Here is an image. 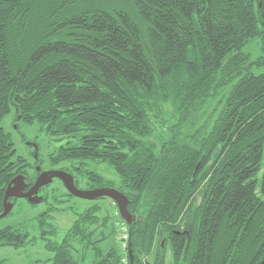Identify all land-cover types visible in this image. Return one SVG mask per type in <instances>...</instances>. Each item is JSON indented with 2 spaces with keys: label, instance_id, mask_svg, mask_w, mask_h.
<instances>
[{
  "label": "trees",
  "instance_id": "obj_1",
  "mask_svg": "<svg viewBox=\"0 0 264 264\" xmlns=\"http://www.w3.org/2000/svg\"><path fill=\"white\" fill-rule=\"evenodd\" d=\"M167 105L178 117L158 146L149 136ZM11 109L58 143L48 160L68 161L77 184L86 174L128 195L139 213L128 264H163L161 237L182 226L173 261L264 259V0H0V121ZM88 160L109 163L119 185ZM28 165L0 122V211L13 175L34 181ZM101 208L78 212L59 241L52 208L35 216L51 264H78L77 241L101 251L107 234L91 225L115 217ZM30 228L0 227V245L28 243ZM118 245L95 264L120 262Z\"/></svg>",
  "mask_w": 264,
  "mask_h": 264
},
{
  "label": "rangeland",
  "instance_id": "obj_2",
  "mask_svg": "<svg viewBox=\"0 0 264 264\" xmlns=\"http://www.w3.org/2000/svg\"><path fill=\"white\" fill-rule=\"evenodd\" d=\"M248 49L251 51L253 56L260 52L256 40H253V42L248 45ZM261 66L262 65H254L253 70L258 72L261 70ZM213 105L214 103L210 107L213 108ZM165 107L164 114L167 115L166 121L155 122L154 132L151 136H149V139L155 141L158 146H161L166 138L170 136L173 120L178 117L171 106L167 105ZM0 122L6 130L11 132L12 138L15 141L16 154H23L28 158L30 164L28 165V171L30 173H35L36 171L33 166L36 159L35 144L38 145L37 158H41L39 159V162L41 160L43 161V167L45 169L66 168L70 164L68 161H62L57 165H52L50 163L48 160V153L58 143L53 139L51 140V138L39 128V123L37 121L28 123L22 119H17L14 115V110L11 109L9 112L5 113ZM87 163L88 166L95 168L103 174L105 178L114 181L117 180L115 185H119V175L109 163L95 160H88ZM262 169H264V165ZM78 177L79 187L92 188L98 186L93 185L94 182L86 174H80ZM43 191L48 194L47 199L37 203H32L26 197H18L12 207L11 213L0 217V227L8 224L14 225L17 223H28L31 226L30 236L32 239L28 243L19 247L9 244L0 245V259H4L5 264H51L53 251L45 246V240L41 237L40 228L38 227V221L35 216L49 207L52 208L51 216L48 217V220L52 221L56 228V232L52 235V238L59 241L66 234L67 230L74 224L77 218V213L83 211L85 208L96 202H99L102 205V211H98V214L100 216H104L107 212L113 211L115 216L113 218L114 221L109 223L107 222L108 224L106 223L100 225L102 220L100 219L99 224L91 225V228L96 227L97 237L102 235L100 230L107 234L106 239L100 241L101 251L95 252L90 245L86 246V244L79 241L75 242L77 248V251L74 253L75 256H80L82 253V256L78 259V264H95L96 261L104 257V254L112 245H117L118 243L119 252L121 254L120 259L122 258L125 252L121 249L119 236L124 228L123 224L125 221L120 216L118 207L115 204L116 202L111 197L103 196L97 200L79 197L69 192L63 181L57 177H54L52 182L45 185ZM110 198L113 201L110 200ZM140 214H142V210L140 211ZM115 224L116 227L114 228ZM166 251L165 263L170 264L171 261H173V256L172 248L169 242L167 243ZM154 252L155 250H153L152 253ZM152 253L149 252V254H146L144 258L152 259ZM112 264L124 263L121 259L120 262L114 261Z\"/></svg>",
  "mask_w": 264,
  "mask_h": 264
},
{
  "label": "water",
  "instance_id": "obj_3",
  "mask_svg": "<svg viewBox=\"0 0 264 264\" xmlns=\"http://www.w3.org/2000/svg\"><path fill=\"white\" fill-rule=\"evenodd\" d=\"M37 147L35 144V156L37 158ZM35 181L26 173L19 172L13 175L5 186L3 195V209L0 211V217L9 214L15 204V198L26 197L32 203H37L46 198L42 187L52 182L54 177L61 179L65 187L74 195L90 199H98L103 196L111 197L117 204L120 216L127 222L129 228L138 220V211H131L128 207L130 198L128 195L116 186H97L92 188L79 187L76 177L72 172L65 168L40 169ZM28 188V189H27ZM42 189V190H41ZM164 246V239L161 241ZM258 264H264L262 259Z\"/></svg>",
  "mask_w": 264,
  "mask_h": 264
},
{
  "label": "flooded vegetation",
  "instance_id": "obj_4",
  "mask_svg": "<svg viewBox=\"0 0 264 264\" xmlns=\"http://www.w3.org/2000/svg\"><path fill=\"white\" fill-rule=\"evenodd\" d=\"M30 144H32V143H30ZM36 159H37V158H36ZM41 164H42V162L40 163V169H43L44 167H42ZM37 165H38L37 162H35V163L33 164L34 169H36L37 173H39V170L37 169ZM44 169H45V168H44ZM34 181H35V179H34ZM34 181H32L31 184H32ZM44 187H45V186H43L42 189H44ZM27 189H28V188H27ZM42 189H41V190H42ZM13 199L16 200L17 198L14 197ZM134 224H136V222H135ZM134 224H133V225H134ZM183 230H185V227H184V226H182V227H175V228H174V231H168L166 235H164V236L161 237L160 243H161V241L164 239V246H162V244H161V246H162L163 248L166 249V248H167V243L169 242V240H170V239H173V238L175 237L176 234H180ZM169 244H170V243H169ZM147 264H148V263H147ZM155 264H161V262H155ZM163 264H167V263L164 262ZM170 264H189V263H188V262H179V261L177 262V261H171Z\"/></svg>",
  "mask_w": 264,
  "mask_h": 264
},
{
  "label": "built area",
  "instance_id": "obj_5",
  "mask_svg": "<svg viewBox=\"0 0 264 264\" xmlns=\"http://www.w3.org/2000/svg\"><path fill=\"white\" fill-rule=\"evenodd\" d=\"M123 229L120 234V246L121 249L125 252V254L122 256V261L124 264H128V257H127V251H128V244H129V237H130V232H129V227L126 221L123 224Z\"/></svg>",
  "mask_w": 264,
  "mask_h": 264
}]
</instances>
